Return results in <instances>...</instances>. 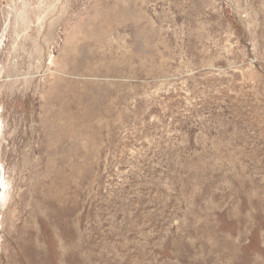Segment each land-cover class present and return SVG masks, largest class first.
I'll list each match as a JSON object with an SVG mask.
<instances>
[{
  "label": "rangeland",
  "instance_id": "obj_1",
  "mask_svg": "<svg viewBox=\"0 0 264 264\" xmlns=\"http://www.w3.org/2000/svg\"><path fill=\"white\" fill-rule=\"evenodd\" d=\"M0 167V264H264V0H0Z\"/></svg>",
  "mask_w": 264,
  "mask_h": 264
},
{
  "label": "bare ground",
  "instance_id": "obj_2",
  "mask_svg": "<svg viewBox=\"0 0 264 264\" xmlns=\"http://www.w3.org/2000/svg\"><path fill=\"white\" fill-rule=\"evenodd\" d=\"M2 169L0 167V224H1V212H2V204H3V196H4V192H5V186H4V178L2 180ZM3 188H2V187Z\"/></svg>",
  "mask_w": 264,
  "mask_h": 264
}]
</instances>
